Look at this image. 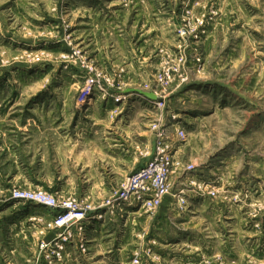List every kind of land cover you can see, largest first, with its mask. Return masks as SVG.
<instances>
[{"label": "rangeland", "instance_id": "1", "mask_svg": "<svg viewBox=\"0 0 264 264\" xmlns=\"http://www.w3.org/2000/svg\"><path fill=\"white\" fill-rule=\"evenodd\" d=\"M162 145V206L121 204ZM135 261L264 264V0H0V264Z\"/></svg>", "mask_w": 264, "mask_h": 264}, {"label": "built area", "instance_id": "2", "mask_svg": "<svg viewBox=\"0 0 264 264\" xmlns=\"http://www.w3.org/2000/svg\"><path fill=\"white\" fill-rule=\"evenodd\" d=\"M178 138L185 141L187 135L185 131L178 132ZM192 169V167H190ZM175 171V163L171 155L166 151L165 145L159 146L156 156L149 161L143 168L133 173L123 184L118 195V201L121 204H138L147 213H154L158 210L166 197L170 193V183L172 174ZM207 185L206 188L210 189ZM210 195L215 197L217 192L212 190ZM15 198L32 202L51 210H61L62 215L57 220V226L73 225L68 232L62 237L58 248L62 249L63 244L73 236L75 229L82 234L85 230L83 221L86 218L87 211L80 207L77 203L71 200L61 202L57 197L44 192H25L15 191ZM178 199L183 205H186V200L181 196ZM109 205L114 206L111 202ZM84 249V244L81 245ZM137 264V261H135Z\"/></svg>", "mask_w": 264, "mask_h": 264}, {"label": "water", "instance_id": "3", "mask_svg": "<svg viewBox=\"0 0 264 264\" xmlns=\"http://www.w3.org/2000/svg\"><path fill=\"white\" fill-rule=\"evenodd\" d=\"M128 92H131V93H137L147 99H150V100H153V101H156L158 98L155 94L153 93H146V92H143L141 90H129Z\"/></svg>", "mask_w": 264, "mask_h": 264}, {"label": "crops", "instance_id": "4", "mask_svg": "<svg viewBox=\"0 0 264 264\" xmlns=\"http://www.w3.org/2000/svg\"><path fill=\"white\" fill-rule=\"evenodd\" d=\"M89 235V234H88ZM74 247V246H73ZM89 247H90V245H89Z\"/></svg>", "mask_w": 264, "mask_h": 264}]
</instances>
